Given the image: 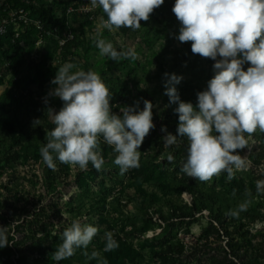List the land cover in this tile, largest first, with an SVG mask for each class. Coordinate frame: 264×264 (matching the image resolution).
<instances>
[{
    "label": "trees",
    "instance_id": "trees-1",
    "mask_svg": "<svg viewBox=\"0 0 264 264\" xmlns=\"http://www.w3.org/2000/svg\"><path fill=\"white\" fill-rule=\"evenodd\" d=\"M76 1L6 0L12 9L26 8L33 18L43 22L44 28H30L21 38L14 39V27L10 26L8 33L0 36V64L17 54L20 59L17 55L13 58L18 59L15 62L19 65L25 63V59L36 63L29 58L36 43L43 38V45L37 50L40 60L33 70L26 75L15 71L16 81L15 78L9 81L10 87L0 95V178L6 173L10 179L17 178L20 166L41 163L45 195L42 193L40 199L43 202L57 195L61 186L69 184L74 169L78 172L76 189L62 207L57 201L34 205L25 199L23 206L18 208L15 203L21 200L20 195L14 194L12 198L16 202L12 203L9 195H5V191L12 194L11 183L0 184V220L9 227L21 221L26 223L16 226L21 233L20 240L7 235L8 246L0 248L1 264H97L96 260L89 259L94 250L100 252L107 264H203L201 259H189L187 253L193 251L191 254L195 255L207 248L215 251L212 246L222 239H227L222 249L224 256L207 253L206 264H264V190H257V181L264 180V133L259 130L253 136L258 145L250 155L252 167L235 171L232 179L226 172L209 182L184 174L181 169L187 158L186 137L179 138L176 145L165 147L164 138L159 142L148 140L146 136L138 149L141 152L139 168L123 175L114 164L117 153L102 138L100 148L105 163L100 171L91 163L87 170L58 160L53 170L43 163L40 149L47 143V134L56 126L53 112L58 113L63 104L61 100L54 102L56 98L49 95L51 81L65 63L75 64L77 67L73 71L92 70L99 74L111 93L112 111L117 115L122 116L123 107H135L137 103L139 111L145 106L144 101L157 105L152 113L159 112L160 129H167L164 136L177 135L179 122L174 111L178 104H170L165 95L168 79L165 73L173 74V69L185 67L189 78L182 79L175 87L180 100L194 107L198 103L197 93L205 91L215 75L213 65L216 61L193 54L191 42L181 43L176 38L182 25L172 11L175 0H165L149 21H141L139 30L121 28L115 34L107 28L94 32L98 17L104 22L107 20L102 9L95 11L94 16L68 14L69 7ZM65 31L74 37L61 46L59 39H63ZM118 35L129 40L139 35L147 50L145 61L138 59L139 51L135 59L118 62L100 55L96 47L98 39L111 42L118 51L128 52L126 45H118ZM177 41L180 46L174 47ZM170 56L174 64L167 67ZM249 66L245 64L244 70ZM154 82L156 85L152 87ZM37 119L40 123L34 125ZM170 154L174 157L172 162L167 159ZM238 154L244 155L241 151ZM34 178L36 181L31 183L36 186L39 177L35 174ZM185 194L190 202L182 198ZM125 200L127 203H123ZM246 201H250L247 210L240 212L238 217L227 214ZM129 204L135 208L131 214L126 211ZM63 210L66 221L62 219ZM205 212L209 222L202 239L193 245L186 244L178 237V226L186 225L188 228L183 232L190 234L191 224ZM74 220L91 224L99 231L87 249H76L73 256L56 261L53 254L63 242V231ZM56 222L61 228L53 234L51 230L55 229ZM255 223H261L263 228L252 233L249 230ZM127 227L131 229L125 231ZM155 229H162V232L135 247V240ZM113 230H117L112 236L119 248L104 252L105 233ZM13 255L19 256L16 263L11 259Z\"/></svg>",
    "mask_w": 264,
    "mask_h": 264
},
{
    "label": "clouds",
    "instance_id": "clouds-1",
    "mask_svg": "<svg viewBox=\"0 0 264 264\" xmlns=\"http://www.w3.org/2000/svg\"><path fill=\"white\" fill-rule=\"evenodd\" d=\"M89 2L106 14L104 26L109 31H136L141 28V21H149L165 0ZM172 11L182 25L176 38L181 43L191 42L193 54L216 62L214 78L205 91L197 93L196 107L180 100L175 85L183 77L165 73V95L170 104H178L174 111L179 120L177 135L167 134L165 146L176 145L179 138L186 137L187 158L181 169L184 174L209 182L226 172L232 179L235 171L250 166L247 156H241L238 150H250L257 130L264 133V0H175ZM96 47L100 55L112 61L136 58L134 52L118 51L104 39H98ZM245 64L250 65L246 70ZM76 67L65 63L51 81L56 87L49 95L63 101V107L53 114L56 126L40 149L43 163L53 170L56 160L81 170H87L91 163L100 171L105 163L100 148L102 138L117 153L114 164L122 175L139 168L138 149L155 128L152 103L144 101L142 111H137L138 103L135 107L125 106L122 116L117 115L112 111L111 93L100 75L92 70L73 71ZM39 123V119L34 121V125ZM161 131L167 129L162 127ZM167 159L172 162L174 157L170 154ZM257 190H264V180L257 181ZM248 203L227 214L238 217L247 210ZM98 231L91 224L74 220L63 231V242L54 252V259H67L76 249H87ZM105 238L104 252L119 248L112 233H105ZM6 246L7 231L0 227V248ZM89 259L107 264L95 250Z\"/></svg>",
    "mask_w": 264,
    "mask_h": 264
},
{
    "label": "rangeland",
    "instance_id": "rangeland-1",
    "mask_svg": "<svg viewBox=\"0 0 264 264\" xmlns=\"http://www.w3.org/2000/svg\"><path fill=\"white\" fill-rule=\"evenodd\" d=\"M49 1V0H47ZM61 1H70V0H61ZM79 0L76 1V4L78 3ZM85 2H89V0H82ZM73 2V0H72ZM75 4V5H76ZM74 5V3L72 4V6ZM74 5V6H75ZM101 9V8H100ZM99 9V10H100ZM98 20L96 21L97 24V28L94 32L98 33L99 31L101 32L105 26H104V21L102 20V17H98ZM112 33H117V31H112ZM116 40L118 42V45L122 46V45H126V50L127 51H132L134 53H136V51H139L137 54V57L140 61H145V55L147 53V50L144 48V44L142 43V38L139 35H136V37L131 38L130 40L126 37H124L123 35H118L116 37ZM109 42V41H106ZM113 45V44H112ZM114 46V45H113ZM180 43L177 41L175 43L174 47H179ZM174 47L172 49H174ZM43 50V48H42ZM141 50V51H140ZM17 55V54H16ZM14 55V56H16ZM13 56V57H14ZM18 59H20L19 55ZM10 58V59H5L1 64H0V80L3 82V85L0 86V95L3 91H5L6 87L9 88L10 85L8 84L9 81H11L12 79L14 80V74L15 71H19V73L21 75H26L27 72H31L34 68V65L38 63V61L40 60V55L38 56V58L36 59V63H33L27 59H25V63L19 65L18 63L15 62L14 58ZM17 59V61H18ZM30 59V58H29ZM29 62H31V64H29ZM18 64V66H17ZM174 62L172 60V57L170 56L168 59V66L173 65ZM156 72V68H153V74ZM173 74L183 77V80H187L189 78V75L186 74V70L185 67L182 68H177V69H173ZM117 75H119V73H117ZM17 78H15L16 81ZM156 85V83H152L151 86L154 87ZM56 86L51 85L50 87V92L55 88ZM55 97V96H54ZM56 99H54V102H59L60 99L58 97H55ZM61 103V102H60ZM63 107V104H62ZM158 106L154 105L152 108V111L154 109H156ZM144 109V106H142L140 108L139 111H142ZM57 110V109H56ZM54 114L57 112H53ZM153 114V123L155 125V129L156 131L150 130V133L147 135V139L151 140V141H159L161 142L162 139L165 137L163 132L160 129V124H161V117L159 116V112L156 111ZM253 141H250V150L249 149H244V150H238L241 151V153H243V156H247L248 161H250V166L247 168V170L249 168L252 167V160L250 159V155L253 152V149L258 145V142H256V140L253 138ZM166 147V146H165ZM146 150V148H145ZM41 163H39L38 165H27V166H20L18 168V172H17V178L14 179H10L9 173H6L2 178H0V184H10L9 187H11V189H13L12 194H9L8 192L5 191V195L11 198L9 200H11L12 203H15L16 201L14 200V198H12V196H14V194L17 193V195H20L21 200L16 202V207L20 208L21 206H23V204L25 203V199H29L30 202L34 205H39L40 203L44 204L43 205H49L51 203H53V201H57L60 202L61 207L64 205V203L66 201H68L70 199V195L72 193H74L75 191V182H76V176H77V169H74L73 172L71 173V178L69 179V184H65L63 186H61L58 190V194L55 196H49L48 198H46L43 202L40 199V195L42 193H44L45 195V186L43 184V179H42V167H41ZM75 168V167H74ZM242 171H246V170H242ZM257 172H261L260 170H258ZM38 175L39 177V182H37V185L34 186L33 183H31L32 181H36V179L34 178V175ZM67 185V186H66ZM132 192V191H131ZM63 195V199L61 200L60 197ZM53 198V199H52ZM182 198L184 199L185 202H190V197L185 194L182 196ZM61 200V201H60ZM261 200V199H260ZM123 203H127V200H125ZM128 211L130 214L135 212V208L133 204H129L128 205V209L126 210ZM208 213H204L203 216L198 215V220L197 222H195L194 224H191L189 230H190V234H185V231L188 227H186V225H180L178 226L177 231L178 232V237L184 241L186 244L188 245H193L196 244L198 241H200L202 239L203 236V231H205V229L208 227V222H209V218L207 217ZM63 219L66 218L65 217V212L63 210V214H62ZM24 219V217H23ZM159 223V221H157ZM17 224H23L25 225L26 223H15V225L13 226V224L10 225V227L5 224L3 221L0 220V227L2 228H6L7 231V235L10 234V237H13L14 235L17 236V239L21 238V233L18 232L16 230V226ZM162 227H165L164 224ZM263 228V225L261 223H255L250 227L249 231H252V233H255L256 231H258V229ZM119 229V227L117 228V230ZM131 228L127 227L125 231H129ZM163 229V228H162ZM162 229H155L154 231H150L147 233V235L140 239V240H135V247L140 246V244L144 243L145 239H152L155 235H158L162 232ZM117 230H113V232H111L112 234L115 233L114 231ZM53 231V234H56L57 231L51 230ZM114 235V234H113ZM226 242L227 239H222L220 243L214 244L212 247L214 249H216L215 251L213 250H209L208 248L205 250H202L201 252L192 255L191 253L193 251H189L187 253V256L190 257L189 259H201L203 261V264L207 263V253H211L212 255H222V257L224 256L223 250L226 246ZM198 245V244H197ZM222 250V251H221ZM1 264V262H0Z\"/></svg>",
    "mask_w": 264,
    "mask_h": 264
},
{
    "label": "built area",
    "instance_id": "built-area-1",
    "mask_svg": "<svg viewBox=\"0 0 264 264\" xmlns=\"http://www.w3.org/2000/svg\"><path fill=\"white\" fill-rule=\"evenodd\" d=\"M0 36H5L8 33L9 27H14V39L21 38L22 34L27 32L30 28L43 29L44 24L41 20H37L31 16V13L26 8L12 9L6 3V0L0 2ZM100 8H93L88 2L79 0L75 6L69 7L67 13L72 14L74 12L79 15L92 14L94 16L95 11H98ZM96 30V29H95ZM74 35L65 31L63 34V39H59V44L63 46L67 40L73 39ZM43 45V38L36 43L34 52L30 56V60L36 61L38 58L37 50ZM2 94V93H1ZM66 217V215H65ZM25 218V217H24ZM31 219V218H28ZM63 219V218H62ZM67 217L63 219L66 221ZM22 223L24 221H21ZM19 223V222H18ZM61 227L58 222H56L55 231L59 230ZM15 236V235H14ZM17 239V236H15ZM20 240V239H18ZM17 240V241H18ZM19 256L13 255L12 260L16 263ZM5 261V259H3ZM33 262V259H31Z\"/></svg>",
    "mask_w": 264,
    "mask_h": 264
}]
</instances>
